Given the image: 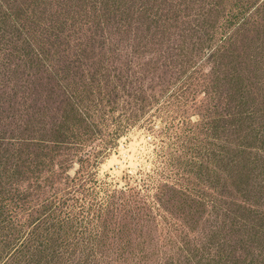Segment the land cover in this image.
Listing matches in <instances>:
<instances>
[{
    "label": "trees",
    "instance_id": "16d2710c",
    "mask_svg": "<svg viewBox=\"0 0 264 264\" xmlns=\"http://www.w3.org/2000/svg\"><path fill=\"white\" fill-rule=\"evenodd\" d=\"M158 118L156 168L100 178ZM156 231L167 264H264V0H0V264H145Z\"/></svg>",
    "mask_w": 264,
    "mask_h": 264
},
{
    "label": "rangeland",
    "instance_id": "374dc122",
    "mask_svg": "<svg viewBox=\"0 0 264 264\" xmlns=\"http://www.w3.org/2000/svg\"><path fill=\"white\" fill-rule=\"evenodd\" d=\"M159 125H162L160 118L157 119L155 128L147 126L145 122L129 126L118 140L114 150L101 163L99 177L120 180L121 184H125L128 175L139 178L152 172L158 164L157 130ZM193 207L196 209L195 213L187 215L183 220H176L177 225H181V228L185 229V233L191 240L201 238L205 232L207 237L211 235L210 238L213 241L218 238L220 242L230 243L231 246L227 248L231 250L237 240L239 226L236 228L232 224H210L213 219L209 214L210 208L195 204ZM160 223L163 225L161 221ZM173 226L175 227V225ZM212 232L216 234L215 237ZM151 239H147V244H145L147 248L145 254L149 260L145 264H167L166 255L162 252L169 248L160 239L158 231L151 233ZM191 248L194 249V246L191 245ZM242 252L248 255L249 260L255 259V256L260 252H263L264 255V240L247 242L242 247ZM197 260H199V256L191 264H201L196 263Z\"/></svg>",
    "mask_w": 264,
    "mask_h": 264
}]
</instances>
